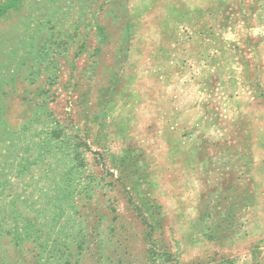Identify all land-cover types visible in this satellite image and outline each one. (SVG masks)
I'll use <instances>...</instances> for the list:
<instances>
[{
	"label": "rangeland",
	"instance_id": "rangeland-1",
	"mask_svg": "<svg viewBox=\"0 0 264 264\" xmlns=\"http://www.w3.org/2000/svg\"><path fill=\"white\" fill-rule=\"evenodd\" d=\"M0 264H264V0H0Z\"/></svg>",
	"mask_w": 264,
	"mask_h": 264
}]
</instances>
